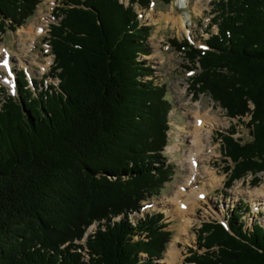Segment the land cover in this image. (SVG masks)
<instances>
[{
  "label": "trees",
  "instance_id": "trees-1",
  "mask_svg": "<svg viewBox=\"0 0 264 264\" xmlns=\"http://www.w3.org/2000/svg\"><path fill=\"white\" fill-rule=\"evenodd\" d=\"M39 1L0 0V32L6 20L23 24ZM151 1L61 0L48 31L58 83L39 86L19 74L15 94L0 101V264H155L162 256L171 235L162 213L135 224L127 215L173 173L163 152L170 101L139 57L148 54L150 27L133 3ZM212 6L217 30L205 47L185 39L179 47L197 69L191 88L248 128L245 141L233 136V123L220 133L230 186L264 171V0ZM249 211L240 201L224 223L203 222L196 243L205 250H191L188 261L264 264V223L247 227ZM93 222L84 261L76 240Z\"/></svg>",
  "mask_w": 264,
  "mask_h": 264
},
{
  "label": "rangeland",
  "instance_id": "rangeland-1",
  "mask_svg": "<svg viewBox=\"0 0 264 264\" xmlns=\"http://www.w3.org/2000/svg\"><path fill=\"white\" fill-rule=\"evenodd\" d=\"M60 1L40 0L33 14L21 25L11 27L9 21H5V28L0 32V63L3 65V61H6L8 68L0 67V101L8 94H15V78L19 74L24 75L27 81L36 80L37 83L39 82V86L41 85L40 82L44 86L58 83V78L51 73L53 54L48 43V31L49 25L56 23L59 19L54 16L53 9L61 5ZM212 1L201 0L194 5L195 0H189V5L185 8L178 7L176 0H170L169 3L153 0L146 7L139 2L133 3L138 22L150 27V35L146 39V46L149 49L148 54L139 56L152 69L153 76H147L146 79L152 78L155 85L164 87L166 97L170 101L168 143L163 152L168 163L172 166L173 173L169 180L163 183L160 193L156 197H147L143 200L142 205L144 204V208L139 210L140 213L137 214L143 217L146 213H162L163 222L167 224L165 229L171 232L170 240L166 244L162 256L155 258V264H167L164 261L165 252L171 240L174 241L179 252L178 258L173 264H193L187 259L191 250L197 251V253H202L205 250L196 243L197 230L201 224L213 220L223 222V215L226 210L239 205L240 201L247 202L250 208L249 213L244 218L247 227H250L254 221L264 223V171L255 174L249 172L241 178L233 180L230 186L226 184L229 172L225 170V166L231 165V161L222 154L223 143L220 133H227L230 124L233 123L232 126L236 129L233 136L245 141L249 139L248 128L240 125L237 118H228L225 110L213 101L207 92L196 93L191 88V77L197 69H191V64L187 60L184 50L179 47L183 39L197 47H205L203 41L208 38L210 32L217 30L216 24L211 23L214 16ZM120 2L125 6L129 4V0H120ZM186 13L190 15L189 22L191 23L187 31L179 27V22L173 21V19H178ZM48 16L50 17L49 20L45 21L44 17ZM36 22L44 24L43 30L37 35L34 44L31 43L33 46L30 47L29 53H26L21 49L19 33L29 30V27L35 29L32 30V32H35L38 25ZM6 50H9V52H3ZM8 55H10L9 59H2L3 56L7 58ZM34 59L43 62L42 64H46L51 59V64L41 70L39 63L32 62ZM30 85L34 88L32 84ZM194 104L199 105L201 110L212 107L213 112L224 118L223 126L211 128L213 130L210 139L216 147L217 155L210 158L209 165L206 164L214 170L218 179L210 187L207 186L206 181H203L206 183V193L203 200L196 204L195 210L183 212L179 214L181 217L173 218L172 213L177 203H171L170 201L163 203L162 201L178 190L184 178L185 171L181 169L180 161L183 159L187 148V137L182 126L188 129L189 116L186 112L188 109L193 110ZM242 119L247 121L248 117ZM201 181L202 179L198 177L196 183ZM188 189V187L183 188L184 191ZM258 191L260 196H254L253 194L258 193ZM127 215L129 221L134 220V215L133 218H131L130 213ZM119 218L116 217L115 220ZM185 218L189 220L188 231L187 234L182 235L178 233V225ZM97 226L98 223L93 222L87 228L86 235L84 233L85 236L83 235L80 240H76L84 248L81 251L85 255L84 261L88 259L86 258L88 256H86V239L95 232ZM141 255L142 257L145 256L144 254Z\"/></svg>",
  "mask_w": 264,
  "mask_h": 264
},
{
  "label": "bare ground",
  "instance_id": "bare-ground-1",
  "mask_svg": "<svg viewBox=\"0 0 264 264\" xmlns=\"http://www.w3.org/2000/svg\"><path fill=\"white\" fill-rule=\"evenodd\" d=\"M46 1L53 2L54 0H46ZM200 1L201 0H195L194 5L198 4ZM176 4L180 8H185L189 5V0H176ZM189 16L190 15L186 13L185 15L179 17L178 19H173V21L179 22V27L187 31L188 27L191 25V23L189 22L190 21ZM44 18L45 21H47L49 20L50 17L48 16ZM36 23L38 25L36 27L37 29L35 32H32V30L35 29H31V27H29V30L24 31L23 33H19V41L22 45L21 49L26 53H29L30 47L33 46L31 45V43L34 44L37 35H39L43 30L44 24L40 22H36ZM3 52L8 53L9 50ZM9 56L10 55H8L7 58L6 56H3L2 59H9ZM32 62L39 63L41 65V70H44L46 66L51 64V59L46 64H42L43 62L40 61L38 62L36 59H34ZM19 63L21 62L19 61ZM0 67H4V66L0 63ZM194 105L195 107L193 110L188 109L186 112L187 115L189 116L188 129L185 126H182V129L185 130L187 137L186 139L187 148L185 149L183 159L180 161V167L182 170L185 171L184 178L182 184L179 185L178 190L175 191V193L172 196L162 201L163 203L165 201H170L171 203L173 202L177 203L176 208H174L172 213L173 218H176L177 216L179 217L180 216L179 214L183 212L195 210L196 204L203 200L204 194L206 193V189H205L206 183H208L207 186L210 187L213 186L218 179L216 178V174L214 170H212L208 166L210 162V158L212 156L217 155L216 147L215 145L212 144L210 137H212V130L214 129L213 128L214 126L216 127L223 126L224 118H222L216 112H213L211 109L212 107L209 109L201 110L199 105L197 104ZM198 177L202 179L200 183H196ZM203 181H206V183ZM184 187H188L189 189L187 191H184L183 190ZM253 195L260 196V193L258 191V193H255ZM139 213L140 212L130 213L131 218H133V215L135 216L134 220L130 221L132 224H135L136 216L141 217L137 215ZM180 223L181 224L178 225V233L182 235L187 234L189 220L185 218L181 220ZM178 254L179 252L176 249L175 243L173 240H171V242L168 244L166 248L164 261L167 264H173L174 261L178 258ZM86 258H88V256Z\"/></svg>",
  "mask_w": 264,
  "mask_h": 264
},
{
  "label": "snow or ice",
  "instance_id": "snow-or-ice-1",
  "mask_svg": "<svg viewBox=\"0 0 264 264\" xmlns=\"http://www.w3.org/2000/svg\"><path fill=\"white\" fill-rule=\"evenodd\" d=\"M3 66L5 67V69H7V68H8V64H7V62H6V61H3Z\"/></svg>",
  "mask_w": 264,
  "mask_h": 264
}]
</instances>
